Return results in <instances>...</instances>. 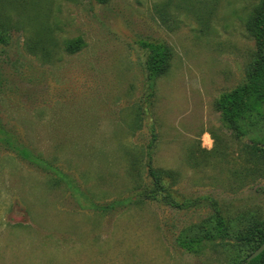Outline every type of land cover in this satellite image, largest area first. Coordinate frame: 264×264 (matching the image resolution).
I'll list each match as a JSON object with an SVG mask.
<instances>
[{
	"label": "rangeland",
	"instance_id": "374dc122",
	"mask_svg": "<svg viewBox=\"0 0 264 264\" xmlns=\"http://www.w3.org/2000/svg\"><path fill=\"white\" fill-rule=\"evenodd\" d=\"M259 2L0 0V264H232L250 254L231 235L198 252L178 239L217 214L233 235L264 224V160L216 107L246 80ZM78 38L84 48L68 54ZM142 41L171 51L148 102ZM147 146L185 207L138 200Z\"/></svg>",
	"mask_w": 264,
	"mask_h": 264
},
{
	"label": "trees",
	"instance_id": "16d2710c",
	"mask_svg": "<svg viewBox=\"0 0 264 264\" xmlns=\"http://www.w3.org/2000/svg\"><path fill=\"white\" fill-rule=\"evenodd\" d=\"M247 30L254 41L255 55L247 69L246 80L234 90L221 94L216 107L224 128L238 139L248 137L250 139L249 150L264 160V0H260L259 5L253 11L247 24ZM84 46L85 43L80 38L69 40L65 43V51L68 54H75L80 52ZM139 46L147 52L143 68L148 87L145 99L148 102L155 92L158 78L168 70L171 51L164 43L158 42L142 41ZM151 152L150 147H145L146 179L142 185L134 187L138 200L156 199L171 207H185V203L176 201L169 193L164 181L168 172L154 168ZM21 155L24 158H31L28 152H22ZM130 200L132 202L134 199L130 198ZM119 205V203L109 204L105 210L115 209ZM230 235L234 238L237 248H250L251 254L264 243V224L255 225L243 235H233L228 232L225 219L217 214L213 227L208 230L198 226L194 237L187 239L182 236L178 239V245L181 249L198 252L202 249L203 241L225 239ZM245 258L234 261L232 264H243ZM249 264H264V251Z\"/></svg>",
	"mask_w": 264,
	"mask_h": 264
},
{
	"label": "water",
	"instance_id": "95a60500",
	"mask_svg": "<svg viewBox=\"0 0 264 264\" xmlns=\"http://www.w3.org/2000/svg\"><path fill=\"white\" fill-rule=\"evenodd\" d=\"M263 251H264V243L258 249L252 252L249 256H247L243 264H249L253 259L258 257Z\"/></svg>",
	"mask_w": 264,
	"mask_h": 264
}]
</instances>
